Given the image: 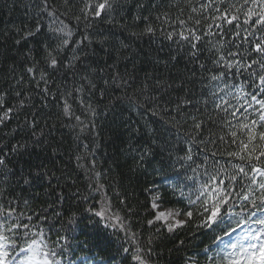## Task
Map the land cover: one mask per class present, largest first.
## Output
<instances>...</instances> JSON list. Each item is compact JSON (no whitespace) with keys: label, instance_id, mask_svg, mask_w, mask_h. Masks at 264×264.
I'll return each mask as SVG.
<instances>
[{"label":"snow or ice","instance_id":"snow-or-ice-1","mask_svg":"<svg viewBox=\"0 0 264 264\" xmlns=\"http://www.w3.org/2000/svg\"><path fill=\"white\" fill-rule=\"evenodd\" d=\"M77 2L78 14L72 11ZM186 4L190 13L186 19L178 16L170 22L165 13L156 19L167 23V28L163 23L159 29L146 23L139 35L163 33L164 39L175 44L176 52L186 56L187 64L191 65L189 75L180 85L174 88L173 84H161L157 80V88L151 91L182 90L185 83L198 82L199 98L188 92L183 99L169 97L161 102L159 95H145V86L141 90L144 106L128 97L129 110L136 108L155 116L157 109L180 115L192 108L202 115L211 106L220 120H213L210 114L207 123L215 124L222 135L206 141L201 136L206 122L197 114L188 113L185 119H191L193 129L201 138L189 137L183 146L178 144L175 151L184 155L177 156V162L185 172L203 169L200 175L207 179L195 187V179L186 176L187 180H193V190L188 194L180 192L182 200L177 202L187 200L182 208L164 209L163 197L156 187L144 189L148 196L146 208L152 215L147 225L155 226V233L161 236H175L190 226L211 229L215 233L212 243H219L215 257L207 255L208 247L203 249L206 264H264V0H195V3L186 0ZM26 7L36 9L31 23L22 24L14 36L6 34L0 41V46H4L12 40L11 48H5L0 54L5 60L11 59L6 70L0 67V72H4L0 77V264H64L66 254L72 249L70 240L77 239L74 233L83 220L87 221L89 232L84 233L86 239L79 241L77 247L90 251L87 237L92 233L103 230H110L113 235L124 233L122 246L117 250L122 253L121 259L128 260L129 264H153L156 256L153 236L149 235L147 243L141 244L139 233L131 231L129 217L133 209L118 189L113 187V194L109 196L99 182L102 173L95 170V148L92 147L99 135L95 118L101 115L107 118L115 108L113 104L109 111L98 110L97 104L110 98L111 91L130 83L120 73L112 74L110 66L100 67L96 51L98 46L107 52L110 43L107 34L110 29L100 28L96 22L118 24L123 0H63V11L52 0H34ZM178 10L183 16L184 9ZM143 19L147 21L148 17ZM72 20L76 23L72 24ZM9 51H12L11 57ZM170 104H175V108H168ZM50 105L60 109L57 116L67 122L64 126L71 125L77 133V149L87 150L86 193L77 189L66 194L64 187L69 185L70 174L57 176L43 161L33 163L29 159L21 163L37 148L42 151L47 143L45 137L55 130L52 126L50 131H45L50 127ZM111 114L115 123L117 115ZM119 119L120 126L133 135L140 131L130 120L125 121L122 114ZM13 122L15 127L9 128ZM159 123L164 125V131H174L167 121ZM158 131L152 129L149 133L153 143ZM84 132L88 135H79ZM206 143L215 145L216 150L209 153L206 147H199ZM135 152L134 158L140 164L151 154L147 148H137ZM198 155L203 159L196 164L194 156ZM218 156L228 159L221 163ZM80 159L76 156L77 161ZM183 161L190 162L187 168ZM53 181L59 191L53 188L45 196L55 198L48 207L35 210L32 207L35 197L26 198L24 192L44 183L52 188ZM60 181L65 182L64 187H60ZM115 199L119 200V206L114 203ZM50 212L61 221L67 216L62 224L64 234L57 230L55 240H50L39 225L41 219L47 222ZM242 227L236 240L224 241V236L230 237ZM69 232L73 233L71 237ZM184 243L179 240L178 248ZM77 259L80 264H93L87 256ZM99 264L111 262L101 259ZM182 264L200 262L192 254L183 257Z\"/></svg>","mask_w":264,"mask_h":264},{"label":"trees","instance_id":"trees-1","mask_svg":"<svg viewBox=\"0 0 264 264\" xmlns=\"http://www.w3.org/2000/svg\"><path fill=\"white\" fill-rule=\"evenodd\" d=\"M33 3L34 0H0V41L4 40L6 34L14 36L15 30L22 24L31 23L36 9L26 6ZM52 3L61 11L64 10L63 0H52ZM123 3V11L117 17L118 24L108 25L106 22H96L100 28L110 29V32L107 33L110 35L107 52L101 51L98 46L96 48L101 60L100 67L110 66L112 74L118 72L130 83L111 91L109 93L110 98H105L102 104H97L98 110L109 111L113 104H115V108L109 111L107 118L102 115L95 118L96 132L99 133L96 137V144L92 145L95 148V170L102 173L99 182L105 186L109 196H112L113 187H115L121 196L127 199L128 207L133 209L129 217L131 231L139 233L140 243L146 244L149 235L153 236L156 248L153 264H182V258L192 254L197 255L200 264H206L207 258L203 249L208 247L207 255L213 257L216 256L218 250L217 244L219 242L217 244L212 243L215 233L211 229H196L194 226H190L179 231L175 236L157 235L155 226L150 228L147 225V220L152 219V215L146 208L148 196L144 192V189L154 185L163 197L162 208H182L187 200L185 199L181 203L177 202L182 200L180 192L183 191L188 194L193 190V180H187L186 176L195 179V187H198L199 182L207 179L206 176L200 175L203 169H198L197 172L191 170L185 172L184 169H181L180 163L177 162V156L184 155V153L175 151L176 146L178 144L183 146L189 137H195L197 140L201 138L193 129L191 119H185L188 113H197L192 108H188L180 115H177L175 111L169 114L157 109L155 110L157 115L154 116L151 112L142 113L136 108L129 110L127 99L132 97L143 107L145 96L141 95V90L145 89V86V95H159L161 102L169 97L183 99L188 92L194 93L196 98H199L200 84L198 82L195 84L185 83L182 90L169 88L167 90L161 89L158 93L151 91L157 88V80L161 84H173L174 88L180 85L181 81L189 75L191 65L187 64L186 56L176 52L175 44L164 39L163 33L157 31L154 36L139 35L143 33L146 23H150L154 28L159 29L163 22L157 20L156 17L165 13H167L170 22L175 21L178 16L181 19H186L190 14L188 6L186 0H123ZM139 5L144 7L141 8ZM79 7L80 4L77 2L73 7V13L78 14ZM179 8L184 9L183 16L180 15ZM143 17H148V20L145 21ZM75 23V20H72V24ZM163 27L167 28L168 24L163 23ZM132 33L138 35L133 36ZM11 44L12 40H8L6 45L0 46V54L5 51V48L10 49ZM8 56H12V51L8 52ZM173 56H176V59H172ZM10 63L11 59L5 60L0 55V67L6 70ZM3 76L4 72H0V77ZM98 98L99 94H97V100ZM168 108H175V104L168 105ZM200 108L203 109V104L200 105ZM59 111L58 107L50 105V112L52 113L48 118L50 127L45 131H50L52 126H55V130L50 136L45 137L47 143L42 146V151L37 148L31 157L25 156L21 163L23 164V160L29 159L33 163L43 161L48 167L56 171L57 176L67 173L70 174L71 180L75 181L72 184L70 180L67 187H64V181H60V187H64L66 194L75 192L77 189L86 193L88 183L86 172L89 162L87 150L77 149V133L73 132L71 125L64 126L67 122L62 117L58 118L57 113ZM112 112L117 115L115 123H113ZM120 114L123 115L125 121L130 120L134 126L139 127L140 131L133 135L130 130L121 127ZM210 114L213 120H220V116L212 112L211 106L202 115L197 114L199 119L206 122L201 133L206 141L209 137L214 139L215 136L222 135L215 124L207 123ZM160 120L167 121L174 131H164V125L159 123ZM13 127H15V122L9 125V128ZM152 129L159 130L156 143H153L154 138L149 134ZM3 131L7 132L8 129ZM79 135L83 137L87 136L88 133H79ZM165 140H167V144L164 143ZM84 143H88V141L85 140ZM199 147L201 149L206 147L209 153L216 150V146L212 143H206ZM225 147V145H221V148ZM137 148H147L151 153L145 158L143 164L134 158ZM169 149L172 151L170 152ZM76 156H80L81 159L77 161ZM194 159L196 164H199L203 156H194ZM217 159L221 163H225L228 158L218 156ZM183 163L187 168L190 162L183 161ZM81 164L84 165L83 169L80 168ZM23 166L27 168L26 164ZM192 167L194 168L195 164H192ZM178 172L180 173L179 176H177ZM53 188L59 191L55 181H53L52 188L44 183L25 191L24 196L26 198L35 197L32 201V207L39 211L41 207H48L50 200L55 198L54 196L51 198L45 196V193L52 192ZM173 189L176 190L173 191ZM17 194H20L19 189H17ZM114 203L119 206L118 199H115ZM236 210L239 211L238 208ZM66 219L67 216L64 217L63 221L57 220L54 218V214L50 212L47 222L41 219L39 225L50 240H55L57 230H60V234H64L65 230L62 228V224L66 222ZM49 227H51V231H49ZM88 232L87 221L83 220L74 233L77 239L70 240L72 249L66 254L64 264H80L77 257L84 256L92 259L93 264H99L101 259L110 261L111 264H129L128 260L121 259L122 253L117 251L122 246L124 233L113 235L110 230L92 233L87 237L89 251V249L76 246L79 241L86 239L84 233ZM68 235L71 237L73 233L69 232ZM223 239L227 241L226 236ZM179 240H184L185 243L178 248Z\"/></svg>","mask_w":264,"mask_h":264},{"label":"rangeland","instance_id":"rangeland-1","mask_svg":"<svg viewBox=\"0 0 264 264\" xmlns=\"http://www.w3.org/2000/svg\"><path fill=\"white\" fill-rule=\"evenodd\" d=\"M164 209H166V208H164ZM241 233H242V232H240V234H238L237 237L234 238V239H232V240H236V239L241 235ZM229 239H230V238H229Z\"/></svg>","mask_w":264,"mask_h":264}]
</instances>
